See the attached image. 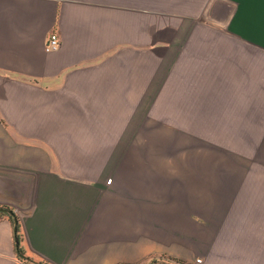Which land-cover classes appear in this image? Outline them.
I'll return each mask as SVG.
<instances>
[{
    "label": "crops",
    "instance_id": "obj_1",
    "mask_svg": "<svg viewBox=\"0 0 264 264\" xmlns=\"http://www.w3.org/2000/svg\"><path fill=\"white\" fill-rule=\"evenodd\" d=\"M196 9L0 0V264H264V179L177 180L160 153L213 109L264 121V0Z\"/></svg>",
    "mask_w": 264,
    "mask_h": 264
},
{
    "label": "rangeland",
    "instance_id": "obj_2",
    "mask_svg": "<svg viewBox=\"0 0 264 264\" xmlns=\"http://www.w3.org/2000/svg\"><path fill=\"white\" fill-rule=\"evenodd\" d=\"M159 2L161 12L185 15L195 12L200 0ZM219 30L213 21H209L204 28L195 26L191 33L198 40L199 35L222 33ZM199 47L200 43L194 41L188 48L198 53L202 49ZM225 111L228 113L223 114V121H217L219 117L213 109L207 122L203 118L200 122L197 116L192 117L190 124L177 123L172 133L174 137L160 140V153L166 151L165 158L175 163L177 180H208L209 184H216L218 180L264 179V121H243L246 117L241 114L240 122H235L232 121L231 108H225Z\"/></svg>",
    "mask_w": 264,
    "mask_h": 264
},
{
    "label": "built area",
    "instance_id": "obj_3",
    "mask_svg": "<svg viewBox=\"0 0 264 264\" xmlns=\"http://www.w3.org/2000/svg\"><path fill=\"white\" fill-rule=\"evenodd\" d=\"M61 46V41L60 38L58 36V34L56 33H52L49 38H48V42L46 45V50L48 52L50 51H55L58 50ZM202 263V259L201 258H197L196 259V264H201Z\"/></svg>",
    "mask_w": 264,
    "mask_h": 264
},
{
    "label": "trees",
    "instance_id": "obj_4",
    "mask_svg": "<svg viewBox=\"0 0 264 264\" xmlns=\"http://www.w3.org/2000/svg\"><path fill=\"white\" fill-rule=\"evenodd\" d=\"M17 230H18V226H17V228H16V232H17ZM17 239H18V236H17ZM21 251V250H20Z\"/></svg>",
    "mask_w": 264,
    "mask_h": 264
}]
</instances>
